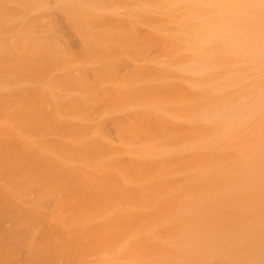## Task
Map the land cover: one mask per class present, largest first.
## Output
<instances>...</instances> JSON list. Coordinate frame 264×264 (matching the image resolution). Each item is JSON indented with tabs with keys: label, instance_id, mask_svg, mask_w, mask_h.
I'll use <instances>...</instances> for the list:
<instances>
[{
	"label": "bare ground",
	"instance_id": "6f19581e",
	"mask_svg": "<svg viewBox=\"0 0 264 264\" xmlns=\"http://www.w3.org/2000/svg\"><path fill=\"white\" fill-rule=\"evenodd\" d=\"M0 264H264V0H0Z\"/></svg>",
	"mask_w": 264,
	"mask_h": 264
}]
</instances>
